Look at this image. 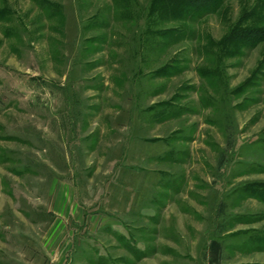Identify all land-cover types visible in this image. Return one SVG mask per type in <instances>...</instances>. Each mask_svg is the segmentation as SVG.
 Segmentation results:
<instances>
[{"label": "rangeland", "instance_id": "rangeland-1", "mask_svg": "<svg viewBox=\"0 0 264 264\" xmlns=\"http://www.w3.org/2000/svg\"><path fill=\"white\" fill-rule=\"evenodd\" d=\"M264 264V0H0V264Z\"/></svg>", "mask_w": 264, "mask_h": 264}, {"label": "trees", "instance_id": "trees-1", "mask_svg": "<svg viewBox=\"0 0 264 264\" xmlns=\"http://www.w3.org/2000/svg\"><path fill=\"white\" fill-rule=\"evenodd\" d=\"M210 258L213 264H218L219 256H220V245L216 242H212L210 248Z\"/></svg>", "mask_w": 264, "mask_h": 264}]
</instances>
